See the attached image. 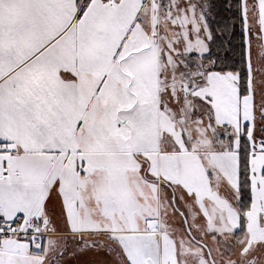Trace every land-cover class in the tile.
<instances>
[{"label": "snow or ice", "instance_id": "obj_1", "mask_svg": "<svg viewBox=\"0 0 264 264\" xmlns=\"http://www.w3.org/2000/svg\"><path fill=\"white\" fill-rule=\"evenodd\" d=\"M0 264H264V0H0Z\"/></svg>", "mask_w": 264, "mask_h": 264}]
</instances>
